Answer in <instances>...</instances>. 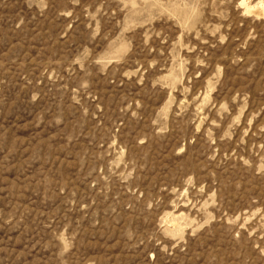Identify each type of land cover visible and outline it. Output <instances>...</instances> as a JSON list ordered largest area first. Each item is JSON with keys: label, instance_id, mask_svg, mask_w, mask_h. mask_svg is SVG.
Segmentation results:
<instances>
[{"label": "rangeland", "instance_id": "1", "mask_svg": "<svg viewBox=\"0 0 264 264\" xmlns=\"http://www.w3.org/2000/svg\"><path fill=\"white\" fill-rule=\"evenodd\" d=\"M0 264H264V0H0Z\"/></svg>", "mask_w": 264, "mask_h": 264}, {"label": "bare ground", "instance_id": "2", "mask_svg": "<svg viewBox=\"0 0 264 264\" xmlns=\"http://www.w3.org/2000/svg\"><path fill=\"white\" fill-rule=\"evenodd\" d=\"M242 4H243V3H242ZM245 6H246V5H245ZM247 10H248V9H246V11H247ZM249 10H250V9H249ZM252 10H253V9H252ZM252 10H251V11H252Z\"/></svg>", "mask_w": 264, "mask_h": 264}]
</instances>
